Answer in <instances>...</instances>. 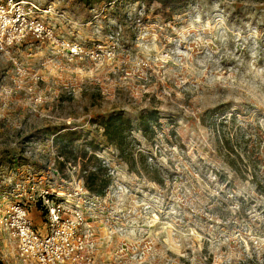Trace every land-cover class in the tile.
Returning a JSON list of instances; mask_svg holds the SVG:
<instances>
[{"label": "rangeland", "instance_id": "rangeland-1", "mask_svg": "<svg viewBox=\"0 0 264 264\" xmlns=\"http://www.w3.org/2000/svg\"><path fill=\"white\" fill-rule=\"evenodd\" d=\"M26 1L57 40L0 50V213L14 182L52 178L56 160L64 190L81 179L104 198L86 212L92 264H264V0H193L177 11ZM63 42L82 55L70 60ZM153 109L160 124L145 134L139 115ZM119 112L134 123L124 155L99 123ZM215 128L241 154L238 170ZM69 132L79 138L65 148ZM58 155L88 172L71 173ZM0 256L22 264L1 226Z\"/></svg>", "mask_w": 264, "mask_h": 264}, {"label": "built area", "instance_id": "built-area-1", "mask_svg": "<svg viewBox=\"0 0 264 264\" xmlns=\"http://www.w3.org/2000/svg\"><path fill=\"white\" fill-rule=\"evenodd\" d=\"M35 2L7 0L0 3V50L29 38L55 39L54 27L40 15ZM51 9L43 10L50 12ZM57 40V39H55ZM70 60L82 55L77 43L63 42ZM64 49V50H65ZM66 51V50H65ZM71 173L82 176L88 170L59 156ZM54 160L50 170L54 178L59 165ZM106 165H110L109 162ZM105 167L106 165L103 164ZM113 174V172H112ZM46 175L26 176L13 183L3 198L7 206L0 213V226L13 240L17 258L22 264H92L95 257L96 235L87 209L96 211L104 199L91 192L84 180L70 181L71 189L64 190ZM127 186L118 185L113 193L123 196ZM40 214L41 223L34 220Z\"/></svg>", "mask_w": 264, "mask_h": 264}, {"label": "trees", "instance_id": "trees-1", "mask_svg": "<svg viewBox=\"0 0 264 264\" xmlns=\"http://www.w3.org/2000/svg\"><path fill=\"white\" fill-rule=\"evenodd\" d=\"M80 1L86 5L94 6L95 4L102 2L111 3L115 0H80ZM127 1H131V2L147 1L148 3L156 1L161 5V7L164 10L177 11L183 8L184 5H186L188 2L193 0H127ZM159 119H160L159 111L156 109L149 111H142L139 115V123H138L139 129H141L145 134H147L149 131H152V133L154 134L155 133L154 125L160 124ZM225 119L226 118L221 120L220 123L225 124L226 121ZM99 123L104 127L105 132L108 135L109 139L112 141V143L115 144L118 147V149L121 150V154L124 155L126 151L125 149L128 146V136L130 135V132L134 127L133 120L130 117L126 116L124 112H119L103 117ZM223 126L224 125H222L221 127ZM217 128H215L216 129L215 131L218 130ZM218 133L220 137L222 135V137L224 138V140L223 139L221 140L224 143V148L228 152L227 153L229 156L228 164L233 169L238 170L239 162L243 161L241 154H238V156H233L236 153L235 147L231 145L229 140L225 141L227 140V136L223 135V133L225 134V132H221L220 130H218ZM61 137L63 138L62 140L65 148H68L70 144H72L74 141H76L79 138L76 132H69ZM244 165L246 166V164ZM89 179L95 181L97 177L94 173H91ZM90 182L91 181H88V186L93 190ZM0 264H6V262L3 260L1 256H0Z\"/></svg>", "mask_w": 264, "mask_h": 264}]
</instances>
